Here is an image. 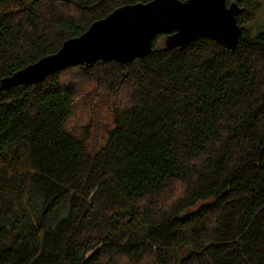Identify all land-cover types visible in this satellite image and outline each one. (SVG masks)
<instances>
[{
	"label": "trees",
	"instance_id": "16d2710c",
	"mask_svg": "<svg viewBox=\"0 0 264 264\" xmlns=\"http://www.w3.org/2000/svg\"><path fill=\"white\" fill-rule=\"evenodd\" d=\"M146 1L0 0V78ZM232 1L234 50L157 35L131 62L0 89V264H264V0ZM64 71L110 94L99 146L102 100L92 135L65 128Z\"/></svg>",
	"mask_w": 264,
	"mask_h": 264
},
{
	"label": "water",
	"instance_id": "95a60500",
	"mask_svg": "<svg viewBox=\"0 0 264 264\" xmlns=\"http://www.w3.org/2000/svg\"><path fill=\"white\" fill-rule=\"evenodd\" d=\"M243 8L226 0H148L123 4L70 37L52 54L0 78V89L41 82L64 68L96 61L128 63L153 50V39L164 35L165 48H184L209 37L234 50L244 29L236 22Z\"/></svg>",
	"mask_w": 264,
	"mask_h": 264
},
{
	"label": "rangeland",
	"instance_id": "374dc122",
	"mask_svg": "<svg viewBox=\"0 0 264 264\" xmlns=\"http://www.w3.org/2000/svg\"><path fill=\"white\" fill-rule=\"evenodd\" d=\"M263 18H264V8L258 10V12L256 13V18L255 20H253V22L256 21V23H259V19H263ZM246 26H250V24H247ZM257 31H259V28L253 29L252 34L256 33ZM157 38H158L157 47L158 48L164 47V37L158 36ZM61 78L63 82L67 83L68 81H71L72 84H74L75 86V92H74L75 96L73 98V104L71 105L72 106L71 112L65 124L66 130L81 136L83 133L82 130H84L85 127L87 126L86 131H88L89 134L92 135L94 132L93 128L95 124V118H94L95 100L97 99L102 100V102L98 104L100 107V117H99L100 124L97 130L99 136V142H97V144L98 146L101 145V143H103L104 141V137L106 134L105 130H107L109 127H113L114 125V122L110 117L112 108H108L107 105H104L105 102L109 100L106 98L110 97V94L108 92H103L104 89L99 88L94 81L83 79L75 72L65 73L64 71L61 73ZM90 140L91 137L87 139V143H86L88 149L91 148ZM31 199L32 201H34L33 197Z\"/></svg>",
	"mask_w": 264,
	"mask_h": 264
}]
</instances>
